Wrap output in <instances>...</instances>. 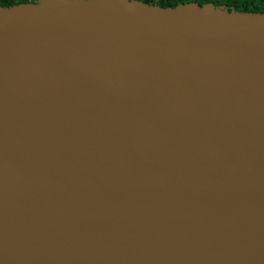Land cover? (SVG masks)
I'll use <instances>...</instances> for the list:
<instances>
[{
  "label": "water",
  "instance_id": "1",
  "mask_svg": "<svg viewBox=\"0 0 264 264\" xmlns=\"http://www.w3.org/2000/svg\"><path fill=\"white\" fill-rule=\"evenodd\" d=\"M0 264H264V12L0 4Z\"/></svg>",
  "mask_w": 264,
  "mask_h": 264
},
{
  "label": "trees",
  "instance_id": "2",
  "mask_svg": "<svg viewBox=\"0 0 264 264\" xmlns=\"http://www.w3.org/2000/svg\"><path fill=\"white\" fill-rule=\"evenodd\" d=\"M146 3H155L162 7H175L177 4L186 2H198L200 5L213 3L216 6L226 5L229 9L235 8L240 11L264 12V0H141ZM36 2V0H0L3 6H12L18 3Z\"/></svg>",
  "mask_w": 264,
  "mask_h": 264
},
{
  "label": "bare ground",
  "instance_id": "3",
  "mask_svg": "<svg viewBox=\"0 0 264 264\" xmlns=\"http://www.w3.org/2000/svg\"><path fill=\"white\" fill-rule=\"evenodd\" d=\"M113 228L110 227H92L88 229V237H87V241H92L94 243H99V242H105L104 240H109L110 239V232ZM55 237L56 234L54 233L53 235V240L55 242ZM75 239V238H74ZM77 240V239H75ZM78 241V240H77ZM56 247L60 250L64 247V245L61 244V239L59 238ZM85 246L80 243L78 244V248L77 251H84Z\"/></svg>",
  "mask_w": 264,
  "mask_h": 264
}]
</instances>
